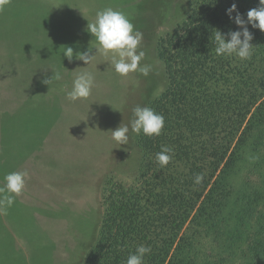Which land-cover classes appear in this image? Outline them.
<instances>
[{
	"label": "trees",
	"instance_id": "obj_1",
	"mask_svg": "<svg viewBox=\"0 0 264 264\" xmlns=\"http://www.w3.org/2000/svg\"><path fill=\"white\" fill-rule=\"evenodd\" d=\"M93 4L94 0H9L0 12V80L12 79L10 95L19 99L11 101V108L5 110L6 94L0 93L1 133L20 134L36 146L49 137L59 115L51 123L49 118L41 121V108L37 106L30 84L41 86L44 78L58 81L68 73L71 61L63 56L64 47L71 46L75 58L80 33H88L89 19L96 18V15H88L93 12ZM232 4L236 5L232 17L239 13L246 20L247 12L259 7V0H195L175 36L160 40L158 58L163 64L167 88L163 99L150 108L164 116V128L156 137L138 135L142 157L134 187L126 188L113 177L106 179L108 211L98 239L82 264H126L129 255L141 244L151 247V253L144 257L145 264H197V261L210 264L204 259L208 256L200 249L192 247L188 251V241L178 234L182 228L211 221L215 222L217 238L229 234L223 241L225 247L238 241L237 235L245 234V239L248 236L264 239L261 234L264 213L259 222L251 221L247 234L244 233L247 226L240 220L252 215L253 207L260 201L264 202V195L259 197L264 193V175L259 176L263 161L256 152L264 133L263 100L259 101L254 118L242 127L252 98H256L252 92L258 91L257 97L264 94V33L248 26L254 46L250 59L218 56L214 41L216 30L223 34L241 30L226 15ZM254 69L255 78L251 73ZM49 84L51 81L46 85ZM254 84L259 87L250 91L249 86ZM211 85L228 89L210 92ZM219 126L227 130L220 141L214 139L206 144L203 139L204 144L200 143L207 132ZM163 146L172 149V160L160 168L155 157ZM0 147V187H3L9 159L2 143ZM246 155L251 156L248 161L243 159ZM243 165H246V173L238 185L232 178L241 172ZM197 174L203 176L200 184L194 183ZM251 176L254 181L249 179ZM156 190L160 193L155 203L147 200L145 205V198H151ZM145 212L157 213V216L140 217ZM48 213L44 210L45 217ZM212 213L213 218L206 216ZM146 227L149 233L151 227L162 230L165 237L167 231L172 232L176 244L163 241L158 249L145 243L143 230ZM227 229L229 231L225 232ZM56 242L59 243L51 245L68 250L63 240ZM254 244L258 251L253 250V253L258 256H250V261L244 264H264V258L260 257L264 242ZM24 257L16 264H26ZM79 258L80 253L74 263L81 262Z\"/></svg>",
	"mask_w": 264,
	"mask_h": 264
},
{
	"label": "rangeland",
	"instance_id": "obj_2",
	"mask_svg": "<svg viewBox=\"0 0 264 264\" xmlns=\"http://www.w3.org/2000/svg\"><path fill=\"white\" fill-rule=\"evenodd\" d=\"M194 2L195 0H94L91 6L93 12L88 15H96L108 8L123 12L135 26V30L143 34L138 51L145 52L141 65L151 66L149 74L144 76L137 70L121 77L111 65V57L96 53L94 38L85 32L80 33L77 39V53L90 51L94 55L90 63L85 65L77 60L78 57L73 58L68 63V73L60 80L50 79L51 84L48 86L45 83L41 86L30 84L35 91L37 106L41 108V121L49 118L51 123L58 115L59 117L51 128L49 137L38 146L20 134L0 132V146L1 143L4 145L7 152L5 156L9 159L5 168L7 174L16 171L28 174L22 193L7 208V214L0 215V264H16L24 255L26 264H76L75 257L79 253V259L82 260L77 264L83 263L86 253L98 239L108 211L106 179L113 177L130 189L136 185L141 162L138 135L130 131L128 144L120 146L112 140L110 131H114L121 123L129 124L133 116L132 109L136 106L150 107L163 99L167 80L163 64L158 58L160 40L175 36L178 27L190 14ZM89 20L93 22L95 18ZM253 53L252 49V55ZM84 71L90 72L94 77L91 95L75 102L68 100L67 92L71 90L73 80ZM251 73L255 78L257 71L254 69ZM223 77L227 78V74ZM11 82L10 78L0 80V93L6 94L3 99L5 110L11 108V101L19 100L10 95L12 91L9 89L13 88ZM230 83L234 81L230 80ZM249 87L252 91V88L259 85ZM221 88L228 89L211 85L209 91ZM252 93L256 94V98H252L242 127L257 114L259 101H264V94L257 97L258 91ZM213 130L207 132L206 138L200 139V143L204 144V140L206 144L212 143L214 139L220 141L227 132L220 126ZM256 152L263 161L259 174L261 176L264 175V133L259 139ZM1 153L0 150V156ZM250 158L251 156L246 155L243 159L248 161ZM245 167L243 165L241 172L232 178L238 185L243 181ZM249 179L255 180L252 176ZM159 193L156 190L151 198H145V205L148 202L155 203ZM263 195L264 193L259 197ZM147 209L151 211L149 205ZM44 210L49 212L47 217L44 216ZM253 211L252 215L240 218L247 226L244 228L246 234L250 231L251 221L259 222L260 215L264 213V202L260 201V204L255 205ZM149 214L157 216V213L153 215L145 212L140 217L150 218ZM206 216L213 218L215 215L212 213ZM42 218L47 220L43 221ZM151 229L150 233L148 227L143 230L145 243L155 245L158 249L163 241L176 244L177 239L172 238V232L167 231L165 237L162 230L154 227ZM227 231L229 230H225ZM238 231L241 233L240 229ZM261 234L264 235V232ZM178 235L188 241V251L192 247L200 249L203 255L208 256L204 259L210 264H244L250 261V256H258L253 253V250L258 251L254 242H264L260 236H248L245 239V234H242L239 237L237 235L238 241L225 247L223 241L229 234L224 233L222 238H217L218 232L213 221L201 226L196 224L182 228ZM58 239L67 244L68 250L51 245L59 243L56 242ZM230 254L233 255L229 256ZM261 255L264 258V247ZM198 263L201 262L197 261Z\"/></svg>",
	"mask_w": 264,
	"mask_h": 264
},
{
	"label": "clouds",
	"instance_id": "obj_3",
	"mask_svg": "<svg viewBox=\"0 0 264 264\" xmlns=\"http://www.w3.org/2000/svg\"><path fill=\"white\" fill-rule=\"evenodd\" d=\"M9 0H0V12H2ZM236 12V5L232 4L227 10L226 15L230 20L241 29L240 31L223 34L216 30L214 41L216 44L215 52L218 56H235L240 60H248L252 56L253 45L251 41L253 36L248 29H259L264 33V0H259V7L250 9L246 14V20L239 13L232 17ZM87 31L94 38L96 53L99 52L104 56L111 57L110 63L114 71L121 77H126L129 73L137 70L147 76L151 71L150 65H141L145 58L144 51H138L143 34L135 30V26L120 11L111 8L104 9L96 13L93 22L87 23ZM63 56L69 61L73 59L74 52L71 46H65ZM94 55L90 51L80 52L75 58L82 61L85 65L91 62ZM59 79V76L56 77ZM50 79L44 81L47 84ZM94 86V77L90 72L84 71L79 73L73 80L72 88L67 92V99L77 101L87 99ZM132 119L129 124H120L111 132L112 140L122 146L127 145L129 141V132L136 135L143 134L146 137H156L161 135L164 128L165 119L161 114L156 113L150 107L136 106L132 109ZM172 149L163 146L161 151L156 154V162L160 168L166 167L172 160ZM27 172L16 171L7 174L4 177V186L0 187V215L7 214V208L14 202L25 188V177ZM203 176L197 174L194 178L195 184H200ZM151 253V247L143 244L139 245L133 254H130L126 264H145L144 257Z\"/></svg>",
	"mask_w": 264,
	"mask_h": 264
}]
</instances>
